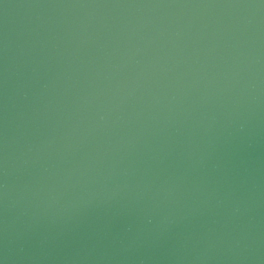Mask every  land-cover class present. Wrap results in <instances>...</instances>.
Returning <instances> with one entry per match:
<instances>
[{"label":"water","instance_id":"water-1","mask_svg":"<svg viewBox=\"0 0 264 264\" xmlns=\"http://www.w3.org/2000/svg\"><path fill=\"white\" fill-rule=\"evenodd\" d=\"M0 264H264V0H0Z\"/></svg>","mask_w":264,"mask_h":264}]
</instances>
